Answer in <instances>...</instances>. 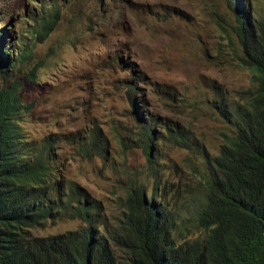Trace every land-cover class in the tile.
<instances>
[{
	"label": "rangeland",
	"instance_id": "374dc122",
	"mask_svg": "<svg viewBox=\"0 0 264 264\" xmlns=\"http://www.w3.org/2000/svg\"><path fill=\"white\" fill-rule=\"evenodd\" d=\"M229 3L248 4L252 18L264 15V0H0V31L7 30L12 45L26 39L28 18L37 28L43 14L58 9L54 29L29 40L32 55L19 80L32 107L22 127L32 139L59 141L62 177L99 201L110 223L121 215L126 187L118 171L139 174L150 166L133 141L142 124L134 103L156 131L178 123L190 145L159 142L151 154L160 181L146 179V194L157 186L156 195L174 205L203 190L201 157L216 155L225 133L214 106L221 98L237 103L252 88V73L237 56V15ZM31 70L33 80L26 75ZM90 128L107 154L86 160L75 147ZM79 226L77 220L47 221L31 233L43 237Z\"/></svg>",
	"mask_w": 264,
	"mask_h": 264
},
{
	"label": "trees",
	"instance_id": "16d2710c",
	"mask_svg": "<svg viewBox=\"0 0 264 264\" xmlns=\"http://www.w3.org/2000/svg\"><path fill=\"white\" fill-rule=\"evenodd\" d=\"M229 8L237 15L232 27L237 56L252 73V88L237 103L221 98L214 106L225 133L217 154L201 157L203 190L174 205L156 195L157 186L146 194V179L160 181L151 154L158 153L159 142L190 145L178 123L156 131L134 103L133 114L142 124L133 141L150 166L139 174L118 171L126 187L121 215L111 223L99 201L62 177L59 141L32 139L22 127L32 107L20 95L19 80L23 62L32 55L29 40L54 29L58 9L43 14L37 28L28 18L29 37L15 45L7 30L0 31V264H264V15L252 18L248 4L229 3ZM242 8L248 10L246 17ZM26 75L34 79L33 70ZM128 91L132 94L133 88ZM76 144L86 160L107 154L96 129L87 130ZM61 219L77 220L80 226L32 235L33 228Z\"/></svg>",
	"mask_w": 264,
	"mask_h": 264
}]
</instances>
